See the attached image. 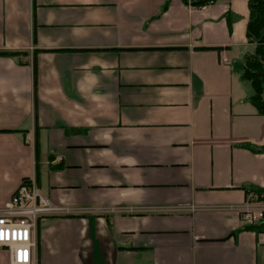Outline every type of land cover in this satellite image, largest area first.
Listing matches in <instances>:
<instances>
[{
    "label": "crops",
    "instance_id": "1",
    "mask_svg": "<svg viewBox=\"0 0 264 264\" xmlns=\"http://www.w3.org/2000/svg\"><path fill=\"white\" fill-rule=\"evenodd\" d=\"M248 14V0H0V206L34 178L60 210L37 222L34 264H264V228L237 209L264 190L249 149L264 116L239 70Z\"/></svg>",
    "mask_w": 264,
    "mask_h": 264
},
{
    "label": "built area",
    "instance_id": "2",
    "mask_svg": "<svg viewBox=\"0 0 264 264\" xmlns=\"http://www.w3.org/2000/svg\"><path fill=\"white\" fill-rule=\"evenodd\" d=\"M237 209L245 226L264 222V193L246 191L245 201ZM59 211L40 195L34 178L22 179L9 200L0 206V249L7 252L11 264L35 263L37 222Z\"/></svg>",
    "mask_w": 264,
    "mask_h": 264
},
{
    "label": "trees",
    "instance_id": "3",
    "mask_svg": "<svg viewBox=\"0 0 264 264\" xmlns=\"http://www.w3.org/2000/svg\"><path fill=\"white\" fill-rule=\"evenodd\" d=\"M217 0H182V2L194 8H200L215 3ZM164 3L162 11L167 7ZM248 23L246 27V39L254 44L252 53L244 57L240 65V78L247 81L252 89L249 97L250 103L255 107L259 115L264 116V0H248ZM32 78L34 86V95L36 87V62L32 63ZM35 99V98H34ZM248 148V146H247ZM251 151L264 153V145L260 147H250ZM248 191V190H247ZM257 194L264 193L263 189H249ZM264 222L255 226H245L244 229L255 234L263 232Z\"/></svg>",
    "mask_w": 264,
    "mask_h": 264
},
{
    "label": "rangeland",
    "instance_id": "4",
    "mask_svg": "<svg viewBox=\"0 0 264 264\" xmlns=\"http://www.w3.org/2000/svg\"><path fill=\"white\" fill-rule=\"evenodd\" d=\"M36 229H37V227H36Z\"/></svg>",
    "mask_w": 264,
    "mask_h": 264
}]
</instances>
